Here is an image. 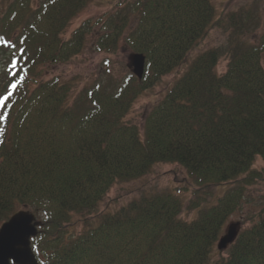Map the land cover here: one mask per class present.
Wrapping results in <instances>:
<instances>
[{
  "label": "trees",
  "instance_id": "1",
  "mask_svg": "<svg viewBox=\"0 0 264 264\" xmlns=\"http://www.w3.org/2000/svg\"><path fill=\"white\" fill-rule=\"evenodd\" d=\"M89 1L0 0V54L12 64L3 71L12 95L0 106V225L20 209L34 213L38 264H264V204L217 249L244 188L262 179L264 167L253 165L264 160V31L245 42L247 15L214 21L210 0H126L106 16L97 47L110 51L124 40L145 56L142 77L94 81L71 96V82L43 78L42 68L82 49L83 27L70 39L63 33ZM213 24L230 30L226 47L193 58L142 128L127 122L139 94L185 62ZM223 55L227 67L218 73ZM159 162L186 169L190 181L175 187L189 192L185 204L152 190L95 213L113 183ZM185 208L196 216L182 218Z\"/></svg>",
  "mask_w": 264,
  "mask_h": 264
},
{
  "label": "rangeland",
  "instance_id": "2",
  "mask_svg": "<svg viewBox=\"0 0 264 264\" xmlns=\"http://www.w3.org/2000/svg\"><path fill=\"white\" fill-rule=\"evenodd\" d=\"M128 1V0H127ZM215 9V19H220L223 14L233 11H242L247 29L244 31L243 40L248 43H256L259 36L264 31V0H210ZM127 6L126 0H90L85 7L69 22L64 29L63 36L67 39L72 37V33L77 27H83L84 45L82 49L72 59L55 64L44 65L42 70L43 78L58 76L60 79L67 80L72 84V95L74 96L82 88L90 85L94 81H103L106 84L114 83L126 73L131 72V57L134 52L126 45L124 40L118 42L115 49L106 51L97 47L100 35L105 31L104 21L109 13L115 14L118 9ZM130 26V24H129ZM127 26V28L129 27ZM125 28V33L129 29ZM228 29L212 25L204 38L193 47L187 55V59L171 72L167 73L159 82L144 90L133 101L129 112L126 114L127 122L135 123L142 128L144 119L150 108L162 97L166 89L178 78L188 67L189 63L202 51L215 47H226L229 35ZM0 54V89H3L5 82V65L9 61L3 60ZM228 56L223 55L215 67L218 73H223L227 67ZM264 65V59H263ZM8 76H6L7 79ZM74 97H72V100ZM264 160L256 159L253 168H263ZM256 180L244 188L243 198L240 206L227 218L225 230L232 222H239V229L247 226V218L254 215L264 204V169ZM190 181L186 169L177 163L159 162L155 164L148 173L126 181H117L109 188L104 197L95 208L96 212H110L116 210L120 205L125 204L135 197H139L147 191L167 190L177 194L187 202L189 192L186 190L175 189L184 181ZM226 186V185H223ZM216 194L222 192V188L216 187ZM93 213V212H92ZM94 213V214H95ZM181 217L188 220L196 216L192 210L186 208L182 211ZM78 215L74 216V221L81 223ZM224 230V231H225ZM218 252L213 253V257L218 256ZM226 255V251L222 252Z\"/></svg>",
  "mask_w": 264,
  "mask_h": 264
},
{
  "label": "water",
  "instance_id": "3",
  "mask_svg": "<svg viewBox=\"0 0 264 264\" xmlns=\"http://www.w3.org/2000/svg\"><path fill=\"white\" fill-rule=\"evenodd\" d=\"M145 56L134 53L131 57V71L141 78L144 71ZM41 222L28 209L13 213L0 225V264H38L31 248V238L37 235ZM239 222L227 226L217 241V249L227 247L237 236Z\"/></svg>",
  "mask_w": 264,
  "mask_h": 264
},
{
  "label": "snow or ice",
  "instance_id": "4",
  "mask_svg": "<svg viewBox=\"0 0 264 264\" xmlns=\"http://www.w3.org/2000/svg\"><path fill=\"white\" fill-rule=\"evenodd\" d=\"M5 79H6V74H5ZM8 84H10L13 89H15L16 85L12 84L11 81H9ZM4 93H7V95H5ZM11 95L12 93L8 92L7 86H5L2 90H0V106L5 105V102L9 100Z\"/></svg>",
  "mask_w": 264,
  "mask_h": 264
}]
</instances>
